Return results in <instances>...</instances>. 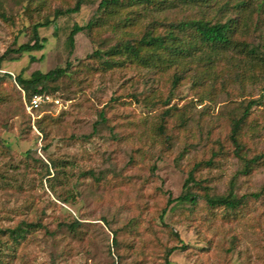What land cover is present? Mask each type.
<instances>
[{
	"label": "rangeland",
	"instance_id": "rangeland-1",
	"mask_svg": "<svg viewBox=\"0 0 264 264\" xmlns=\"http://www.w3.org/2000/svg\"><path fill=\"white\" fill-rule=\"evenodd\" d=\"M101 1L85 0L78 13L56 16L75 0H0V228L36 225L16 249L10 242L3 253L15 254L11 264H264V69L230 52L202 84L194 83L195 64L174 87L175 70L126 64L103 72V60L93 57L138 41L156 23L164 34L170 23H224L239 15L249 26L238 39L264 51V0L242 9L236 6L241 0L165 11L133 7L78 33L71 48L74 25L100 16ZM127 16L131 22L120 23ZM47 21L39 30L44 50L1 62L7 50L31 41L35 23ZM68 63V75L56 83L59 104L28 113L15 77ZM247 106L239 157L232 124ZM170 107L186 114V125L178 126L179 115L168 119L167 142L156 128ZM209 160L213 164L202 167L193 187L197 204L174 203L162 220L169 197L183 194L192 167ZM232 191L246 197L237 215L213 209L205 199L206 193ZM175 246L179 250L169 256Z\"/></svg>",
	"mask_w": 264,
	"mask_h": 264
},
{
	"label": "trees",
	"instance_id": "trees-1",
	"mask_svg": "<svg viewBox=\"0 0 264 264\" xmlns=\"http://www.w3.org/2000/svg\"><path fill=\"white\" fill-rule=\"evenodd\" d=\"M214 0H102L99 5L100 16L91 20L85 26L74 25L68 36V44L71 48L75 45V36L81 32H91L93 29L101 28L106 17H112V14L118 13L121 10L131 9L133 7H154L157 10H168L182 6H200L208 7L214 5ZM85 0H75L73 7L66 9L65 11L56 12V16L59 15H72L78 13ZM250 0H241L236 5L238 8H245L249 5ZM263 8V5H260ZM125 25L131 22L130 17H124L120 23ZM50 22L35 23L32 26V38L31 41L20 45L16 49L7 50L3 56H1V62L11 55L21 56L25 53H31L34 51H42L45 48L46 39L40 36V28L47 27ZM157 25V23H156ZM156 25L150 31H146L144 35L138 41H123L112 47L109 51L102 53L101 51H95L93 57L103 60L101 62L103 72H109L114 68L123 67L126 64L140 65L148 69L158 70L160 72H169L175 70L173 76V86L179 84V82L186 77V74L192 72L193 66L196 64L198 74L195 75L196 84H202L203 80L207 79L210 74V70L230 52H237L238 54L245 55L246 58L252 60V65L259 66L264 69V51L251 46V44L245 40L238 39V34L242 36L243 32L247 30L249 26L245 20L239 15L236 18H229L226 22H217L213 24L211 21L205 19L198 20H185L178 23H170L164 34L157 33ZM250 28V27H249ZM246 32H244L245 34ZM105 59V60H104ZM31 60L35 61L36 58L31 56ZM203 67L202 72L200 67ZM71 65L68 63L66 67H59L50 70L46 73L41 71H35L29 77H25L23 73H20L15 77L16 85L24 92L25 106L36 95H50L54 96L59 91L56 83L69 73ZM1 69V63H0ZM6 76L11 78L9 73H5ZM168 106V103H165ZM180 109L177 107H170L163 111L161 115V121L156 128L158 133L164 137L167 142L170 140V135L166 132L168 119H172L174 115H179L180 123L179 127L186 125L185 113L179 114ZM43 108L35 111L40 113ZM251 109L247 106L244 110V114L241 118L233 121L231 139L236 145V154L240 157V151L243 150L240 141L243 126L247 123ZM102 116V115H101ZM258 160L247 161L245 170L250 171V166L253 162ZM214 161H206L196 163L189 171L188 178L184 185L183 194L177 198L168 199V203L165 208L162 209L161 219L167 213L168 207L178 202H189L191 204H197L200 197L198 193L193 190L194 186L199 185L200 181L197 180V173L203 166L210 167ZM47 167V174L50 176V169ZM55 170L61 168V163L54 164ZM61 173V171H59ZM55 179V176L49 177L48 181ZM53 189V185L50 184ZM206 195V201L208 205L213 208H224L230 211L233 215H237L241 208L245 206L246 197H237L233 191L226 196H209ZM256 198L260 197V194L254 195ZM79 225L78 221H76ZM36 226L32 223H25L19 225L13 229L0 228V264H11L15 258V254H5L2 248L6 247L10 242L13 243V247L10 250L16 249L17 245L27 237ZM73 226V225H72ZM75 226V225H74ZM8 236V240H4V236ZM117 244V241L114 240ZM182 249L184 247H181ZM179 250V246H175L169 249L168 255L171 256L175 251ZM15 253V252H14ZM167 263L169 261L167 260Z\"/></svg>",
	"mask_w": 264,
	"mask_h": 264
},
{
	"label": "built area",
	"instance_id": "built-area-1",
	"mask_svg": "<svg viewBox=\"0 0 264 264\" xmlns=\"http://www.w3.org/2000/svg\"><path fill=\"white\" fill-rule=\"evenodd\" d=\"M51 104H59V100L50 95H36L30 102L26 103L27 112L33 115L36 110Z\"/></svg>",
	"mask_w": 264,
	"mask_h": 264
}]
</instances>
